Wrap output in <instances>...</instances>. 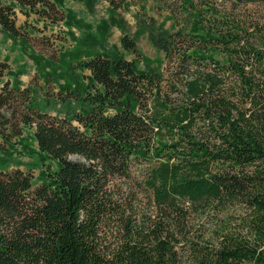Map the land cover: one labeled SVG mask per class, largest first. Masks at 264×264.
Listing matches in <instances>:
<instances>
[{
	"label": "trees",
	"instance_id": "trees-1",
	"mask_svg": "<svg viewBox=\"0 0 264 264\" xmlns=\"http://www.w3.org/2000/svg\"><path fill=\"white\" fill-rule=\"evenodd\" d=\"M100 1L111 13L145 4ZM156 3L174 25L152 38L162 69H138L127 34L120 47L133 60L77 56L87 109L71 117L35 104L0 61V140L29 130L43 160L36 185L28 171H0V264H179L182 253L191 264H264V0ZM62 4L0 0V37H26L18 13L67 21ZM64 89L63 100L79 94ZM192 216L215 217L213 228L195 230Z\"/></svg>",
	"mask_w": 264,
	"mask_h": 264
},
{
	"label": "rangeland",
	"instance_id": "rangeland-1",
	"mask_svg": "<svg viewBox=\"0 0 264 264\" xmlns=\"http://www.w3.org/2000/svg\"><path fill=\"white\" fill-rule=\"evenodd\" d=\"M156 4V0H145L143 7L128 6L111 13L104 1L63 0L65 12L70 11L74 16L55 25L37 22L18 13L16 24L27 35L24 39L2 35L0 61L10 66L11 80H18L21 87L31 89L35 104L52 115L71 117L87 109L82 100L86 81L72 70L77 56H85L86 52H106L118 53L127 60H133L134 57L120 47V38L127 34L143 55L142 61L137 63L138 69H162L163 54L154 46L152 38L158 32H173L174 25L167 12L157 11ZM150 19L154 27H151ZM94 38L100 45H91ZM64 87L75 89L79 94L63 100L61 97L69 92ZM61 93L65 95L59 98ZM42 165L43 160L31 131L26 130L22 138L12 140L8 145L0 140V171L15 168L28 171L33 174L36 185L41 180ZM118 184L123 192L130 191L137 196L136 203L140 201L141 206L147 207L149 199L146 194H140L134 185L126 187ZM214 219L213 216H192L190 223L195 230L201 226L210 231ZM179 264H191L189 257L180 254Z\"/></svg>",
	"mask_w": 264,
	"mask_h": 264
}]
</instances>
